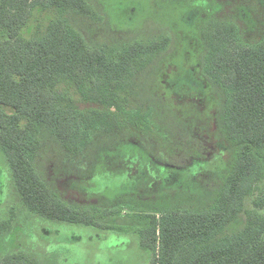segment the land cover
Listing matches in <instances>:
<instances>
[{"label":"trees","instance_id":"16d2710c","mask_svg":"<svg viewBox=\"0 0 264 264\" xmlns=\"http://www.w3.org/2000/svg\"><path fill=\"white\" fill-rule=\"evenodd\" d=\"M253 1L264 17V0ZM36 11L54 16L42 33L28 37ZM226 12L208 16L199 30L198 83L193 74L171 82L211 89L216 97L225 148L213 162L196 160L212 183L169 196L124 194L82 205L58 193L52 173H43L51 167L40 159L47 138L67 162L87 163L89 175L65 174L74 189L94 175L103 153L122 143L166 149V129L194 134L152 92L174 37L165 30L122 43L94 0H0V152L9 170L7 180L0 170L2 188L11 178L21 206L42 220L125 237L114 247H138L150 254L148 264H264V35L249 41ZM151 156L178 166L173 158ZM12 227V219L0 222V240ZM48 241L40 255L14 252L0 256V264H57Z\"/></svg>","mask_w":264,"mask_h":264},{"label":"rangeland","instance_id":"374dc122","mask_svg":"<svg viewBox=\"0 0 264 264\" xmlns=\"http://www.w3.org/2000/svg\"><path fill=\"white\" fill-rule=\"evenodd\" d=\"M94 1L103 11V24H108L112 30L110 34L118 37L122 43L137 34L153 38L159 31L165 30L174 37V50L161 64L152 84V92L163 99L187 127H194L195 132L188 136L178 130L171 134V130L166 129L164 142L171 152L155 145L145 149L135 140L130 144L122 143L114 150L103 153L94 175L91 174L89 180L75 182L78 185L74 189L70 187L72 182L66 181L64 176L77 174L73 172L78 170H85L83 175H89L87 163L67 162L58 152L56 142L47 138L49 141L45 143L40 159L47 165L51 164V167L43 166V173H52V177H49L58 193L62 192L67 200L82 205L104 202L105 199H114L124 194L151 199L180 193L190 186L195 189L197 186L201 188V185L211 184L214 177L201 173L202 167L196 160L208 159L213 162L216 155L225 148L215 123L216 97L211 89L177 83H181L182 78L189 80L186 74H193L195 84L199 81V30L208 16L228 11L238 20L249 41H257L264 35V17L256 3L253 0H242L228 6L223 0ZM53 16V11H36L25 35L31 37L36 32L42 33ZM147 22L149 26L145 25ZM143 27L146 28L144 33ZM82 30L86 33L92 31L88 27ZM173 80L177 83L171 85ZM193 137L194 142H191ZM152 154L175 159L177 168L161 165ZM191 154L195 159H189L188 155ZM0 170L4 173L1 179L7 180L9 170L1 152ZM262 189L264 196V184ZM0 190L3 191L0 196V222L9 219L13 222L10 233L0 240V256L19 251L40 255L45 250L43 241L49 240L53 244L49 256L56 253L57 264H148L150 261V254L146 251L141 254L138 247L126 245L125 248L116 249L115 243L124 241L125 237L107 235L93 228L52 223L28 214L16 197L11 178L8 186L2 188L0 184ZM129 244L131 241H128Z\"/></svg>","mask_w":264,"mask_h":264}]
</instances>
